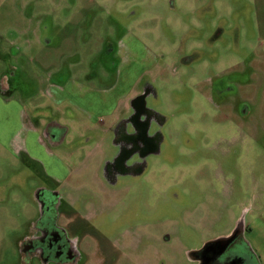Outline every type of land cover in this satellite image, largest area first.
I'll use <instances>...</instances> for the list:
<instances>
[{"label":"rangeland","instance_id":"rangeland-1","mask_svg":"<svg viewBox=\"0 0 264 264\" xmlns=\"http://www.w3.org/2000/svg\"><path fill=\"white\" fill-rule=\"evenodd\" d=\"M138 96L157 151L114 171ZM41 189L74 264H264V0H0V264Z\"/></svg>","mask_w":264,"mask_h":264},{"label":"flooded vegetation","instance_id":"flooded-vegetation-1","mask_svg":"<svg viewBox=\"0 0 264 264\" xmlns=\"http://www.w3.org/2000/svg\"><path fill=\"white\" fill-rule=\"evenodd\" d=\"M130 106L128 115H131V129L129 130L131 135L122 134L123 140L128 144L129 148L127 146L123 147L121 156L116 159L115 164L112 166L114 171L122 170L127 172L126 164L136 153L140 156H145L157 151L156 141L149 135L150 127L148 122L140 119L141 116H148L144 97L138 96L134 98ZM50 124H45L44 122V140L49 146L54 147V139L57 137V132H60L62 128L57 130L55 127H49ZM29 158L31 161L37 162L32 157ZM38 200L41 207L40 215L31 224L28 235L22 240L23 243H19V263L74 264L76 262L75 247L68 239L64 227L59 225L57 218L58 196L56 193L41 189L38 192ZM231 237L232 239L228 242H213L214 244L204 249L209 243L206 244L199 250L197 261L200 264H249L241 255L232 256L229 254L231 248L234 249L241 246L239 244L241 232L238 231Z\"/></svg>","mask_w":264,"mask_h":264},{"label":"water","instance_id":"water-1","mask_svg":"<svg viewBox=\"0 0 264 264\" xmlns=\"http://www.w3.org/2000/svg\"><path fill=\"white\" fill-rule=\"evenodd\" d=\"M230 239H232V237L231 238H226V239L218 240V241H216V243L228 242ZM198 255H199V251L193 253V256H194L195 260H198Z\"/></svg>","mask_w":264,"mask_h":264},{"label":"trees","instance_id":"trees-1","mask_svg":"<svg viewBox=\"0 0 264 264\" xmlns=\"http://www.w3.org/2000/svg\"><path fill=\"white\" fill-rule=\"evenodd\" d=\"M211 244H214V243H209L208 245H206L204 249L208 248Z\"/></svg>","mask_w":264,"mask_h":264}]
</instances>
